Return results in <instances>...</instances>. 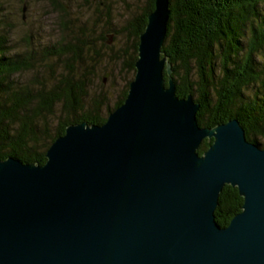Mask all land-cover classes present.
<instances>
[{
    "label": "water",
    "instance_id": "obj_1",
    "mask_svg": "<svg viewBox=\"0 0 264 264\" xmlns=\"http://www.w3.org/2000/svg\"><path fill=\"white\" fill-rule=\"evenodd\" d=\"M170 16L155 0L105 124L68 126L44 165L0 159V264H264V149L237 119L200 127V104L177 96ZM225 186L244 203L221 227Z\"/></svg>",
    "mask_w": 264,
    "mask_h": 264
},
{
    "label": "trees",
    "instance_id": "obj_2",
    "mask_svg": "<svg viewBox=\"0 0 264 264\" xmlns=\"http://www.w3.org/2000/svg\"><path fill=\"white\" fill-rule=\"evenodd\" d=\"M49 1L62 16L57 43L35 47L26 41L25 50L12 55L10 35L0 32L1 160L44 165L50 146L68 126L105 124L125 102L136 74L140 36L155 9V0H146L147 8L118 32L128 33L132 45L116 48L104 33L94 38L56 0ZM170 8L164 51L177 96L192 95L200 104V127L237 119L247 140L264 149V0H170ZM95 15L92 24L99 29L98 8ZM100 66L112 68L111 76L122 85L113 109L109 93L95 90ZM28 74L32 77L21 83L20 77ZM206 140L200 156L212 144ZM243 203L238 189L225 186L216 222L229 226Z\"/></svg>",
    "mask_w": 264,
    "mask_h": 264
},
{
    "label": "rangeland",
    "instance_id": "obj_3",
    "mask_svg": "<svg viewBox=\"0 0 264 264\" xmlns=\"http://www.w3.org/2000/svg\"><path fill=\"white\" fill-rule=\"evenodd\" d=\"M56 1L69 13L73 21H77L79 27L85 25L84 29L94 38L104 33L109 39V45H116V48L127 47L125 46L127 43L128 46L132 45L128 33L118 34V32L148 6L146 0H94L90 3L84 0ZM97 8L100 14L97 24L101 22L99 29L92 24ZM107 13L109 17L108 21H105ZM60 16V11H56L49 0H0V32L10 35L12 45L10 54L23 52L26 41H30L35 47L57 43L63 34ZM104 24L107 25L104 26L105 28H103ZM111 71L112 68L106 66L98 68L95 90L109 93L112 97L111 109H113L122 92V85H119L118 77L111 76ZM29 75L20 77L22 81L20 82L24 83L34 73Z\"/></svg>",
    "mask_w": 264,
    "mask_h": 264
},
{
    "label": "bare ground",
    "instance_id": "obj_4",
    "mask_svg": "<svg viewBox=\"0 0 264 264\" xmlns=\"http://www.w3.org/2000/svg\"><path fill=\"white\" fill-rule=\"evenodd\" d=\"M207 141V140H206Z\"/></svg>",
    "mask_w": 264,
    "mask_h": 264
}]
</instances>
